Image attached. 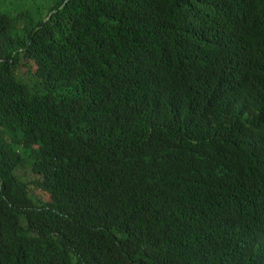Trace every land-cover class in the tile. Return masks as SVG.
Instances as JSON below:
<instances>
[{"label":"trees","instance_id":"16d2710c","mask_svg":"<svg viewBox=\"0 0 264 264\" xmlns=\"http://www.w3.org/2000/svg\"><path fill=\"white\" fill-rule=\"evenodd\" d=\"M7 2L0 264H264V0Z\"/></svg>","mask_w":264,"mask_h":264},{"label":"rangeland","instance_id":"374dc122","mask_svg":"<svg viewBox=\"0 0 264 264\" xmlns=\"http://www.w3.org/2000/svg\"><path fill=\"white\" fill-rule=\"evenodd\" d=\"M17 1H19V0H8V2H7V4H5L4 6H5V11H9V12H11L12 11V9L14 8V6H17L16 4H17ZM26 1H28V0H26ZM36 4H38V5H42V3L40 2V0H36ZM3 9V8H2ZM23 68H22V70H23V74L25 75L26 73V71H27V67L26 66H22ZM26 174H28V177L30 178V179H32L33 178V175H32V173L30 172V170H27L26 171Z\"/></svg>","mask_w":264,"mask_h":264}]
</instances>
